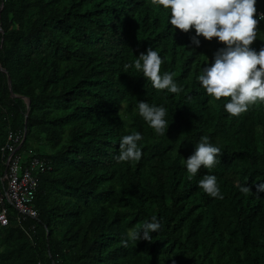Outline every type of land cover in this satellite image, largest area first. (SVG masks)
I'll list each match as a JSON object with an SVG mask.
<instances>
[{"label": "trees", "instance_id": "trees-1", "mask_svg": "<svg viewBox=\"0 0 264 264\" xmlns=\"http://www.w3.org/2000/svg\"><path fill=\"white\" fill-rule=\"evenodd\" d=\"M256 8L264 13V0ZM170 15L151 0H0V148L7 131L20 134L16 155L48 169L33 175L35 219L17 225L3 200L0 264H264V103L230 117V97L214 100L197 80L224 45L193 44L195 30L174 29ZM149 47L180 93L124 68ZM252 47H264V20ZM138 101L168 110L164 136ZM133 132L142 158L117 162ZM202 136L223 154L189 178L185 160ZM205 174L223 199L198 186ZM3 175L0 160V195ZM154 215L162 228L151 241L121 245Z\"/></svg>", "mask_w": 264, "mask_h": 264}, {"label": "clouds", "instance_id": "clouds-1", "mask_svg": "<svg viewBox=\"0 0 264 264\" xmlns=\"http://www.w3.org/2000/svg\"><path fill=\"white\" fill-rule=\"evenodd\" d=\"M256 3L257 0H151L153 6H163L170 12L168 23L174 29L184 33L195 30V36L191 38L193 44L198 46L200 41L197 37L202 36L207 41L216 38L224 45L214 53L210 66L202 68L197 80L214 100L230 97L223 107L234 118L245 114L257 102L264 103V47L258 51L252 47L259 32V23L264 20V13L257 15ZM163 64L164 59L159 52L149 47L124 68L134 67L157 91L180 93L182 88L174 79L175 73L162 72ZM138 114L157 135H165L169 126L165 107L138 101ZM142 139L140 132L124 135L119 142L117 162H138L142 158L139 144ZM222 154L219 146L210 142L209 137L202 136L185 160L189 178L196 176L201 168H215ZM198 186L208 196L223 199L215 175L205 174L198 181ZM240 191L244 194L252 192L248 186H240ZM256 192H264V183L256 185ZM161 228V222L154 215L151 222L144 223L140 230L129 229L127 240H121V245L128 247L129 240L134 245L140 239L151 241L150 233Z\"/></svg>", "mask_w": 264, "mask_h": 264}, {"label": "built area", "instance_id": "built-area-1", "mask_svg": "<svg viewBox=\"0 0 264 264\" xmlns=\"http://www.w3.org/2000/svg\"><path fill=\"white\" fill-rule=\"evenodd\" d=\"M21 142L20 134H12L7 131L5 143L0 148V160L4 168L3 179L6 187L0 195V226L7 225V211L3 207V200L11 206L14 220L19 225L25 218L35 219L36 211L32 206L33 194L37 188L36 173L40 174L48 170L43 159H31L27 162L22 161L16 155L17 147ZM21 159V160H20ZM21 161L26 166H22Z\"/></svg>", "mask_w": 264, "mask_h": 264}, {"label": "rangeland", "instance_id": "rangeland-1", "mask_svg": "<svg viewBox=\"0 0 264 264\" xmlns=\"http://www.w3.org/2000/svg\"><path fill=\"white\" fill-rule=\"evenodd\" d=\"M21 154H23V155H24V152L22 151V152H21Z\"/></svg>", "mask_w": 264, "mask_h": 264}, {"label": "water", "instance_id": "water-1", "mask_svg": "<svg viewBox=\"0 0 264 264\" xmlns=\"http://www.w3.org/2000/svg\"><path fill=\"white\" fill-rule=\"evenodd\" d=\"M23 142V141H22ZM18 149H19V147H18Z\"/></svg>", "mask_w": 264, "mask_h": 264}]
</instances>
